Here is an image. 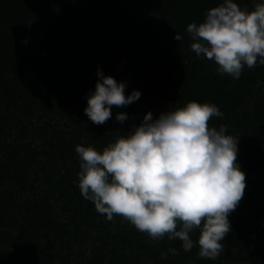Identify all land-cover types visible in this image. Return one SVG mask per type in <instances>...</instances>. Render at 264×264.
<instances>
[{
    "label": "trees",
    "instance_id": "1",
    "mask_svg": "<svg viewBox=\"0 0 264 264\" xmlns=\"http://www.w3.org/2000/svg\"><path fill=\"white\" fill-rule=\"evenodd\" d=\"M234 2L251 11L260 0ZM220 3L0 0V264H132V249L150 258L174 250L164 264H264V64L245 67L238 79L221 75L196 57L186 31ZM98 70L126 82L125 95L141 92L134 103L113 106L102 125L83 111ZM190 101L216 105L223 116L209 126L238 138L246 187L228 216L223 252L207 259L198 244L185 249L179 239H127L133 225L114 215L125 222L103 233L93 258L80 257L83 234L106 215L80 193L75 147L101 151L147 112L156 118ZM119 112L128 115L123 123ZM190 235L196 241L199 230Z\"/></svg>",
    "mask_w": 264,
    "mask_h": 264
},
{
    "label": "clouds",
    "instance_id": "2",
    "mask_svg": "<svg viewBox=\"0 0 264 264\" xmlns=\"http://www.w3.org/2000/svg\"><path fill=\"white\" fill-rule=\"evenodd\" d=\"M186 31L196 57L213 61L221 75L238 79L245 67H255L258 60L264 64V0L251 11L222 0ZM174 39L183 37L176 33ZM97 77L83 111L102 125L113 116V106L126 107L141 92L125 95L126 82L99 70ZM214 116H223L216 105L190 101L156 118L147 112L139 125L101 151L77 145L81 195L109 221L119 215L153 240L179 239L186 249L198 244L200 258L216 259L246 183L236 162L238 138L227 135L224 126L210 127ZM115 119L123 123L128 115L119 112ZM195 229L199 236L193 241Z\"/></svg>",
    "mask_w": 264,
    "mask_h": 264
},
{
    "label": "rangeland",
    "instance_id": "3",
    "mask_svg": "<svg viewBox=\"0 0 264 264\" xmlns=\"http://www.w3.org/2000/svg\"><path fill=\"white\" fill-rule=\"evenodd\" d=\"M124 222L125 221L123 218H119L117 220L109 221L106 219V217H104L100 222L97 221V224L94 227H92L91 229H88L86 231V233H84L82 236V242H81V246L79 248L80 254H82V256L80 255V257H82L83 259L93 258L94 254L99 253V248L101 247V241L103 240V237H104L103 233L106 234L107 231H110L113 234L114 227L117 226L119 223L121 225V223L123 224ZM98 223L104 224V227H99ZM127 232H129V231H127ZM132 232H134V234ZM132 232H129V235H127L125 237L127 239H134L136 234H138V235L145 234L144 232L137 230L134 226L132 228ZM106 240L108 241V243H110L109 242L110 239L108 240V238H107ZM133 246L136 247V245H133ZM183 248H185L184 245H183ZM74 250H78L77 245L74 246ZM124 252L123 253L125 256V255H128L130 250L127 248L126 250H124ZM131 252H132V254H130L129 256L131 257L132 264H164L163 260L168 258L167 253L176 254V252L171 249L170 251L168 250L166 252H160L159 256H155V257L150 258V255H148V254L139 253L138 249H136V250L132 249ZM105 262L106 261L104 260L103 264H105ZM169 263H171V262L169 261ZM169 263H167V264H169ZM80 264H86V263H80ZM111 264H112V262H111ZM124 264H127V263H124Z\"/></svg>",
    "mask_w": 264,
    "mask_h": 264
}]
</instances>
